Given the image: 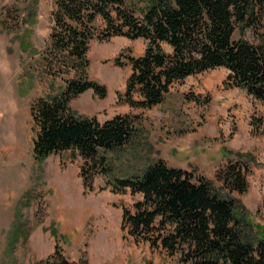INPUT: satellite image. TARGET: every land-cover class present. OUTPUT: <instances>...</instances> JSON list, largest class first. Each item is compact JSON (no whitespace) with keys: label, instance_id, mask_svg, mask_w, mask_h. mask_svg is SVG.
I'll return each mask as SVG.
<instances>
[{"label":"rangeland","instance_id":"1","mask_svg":"<svg viewBox=\"0 0 264 264\" xmlns=\"http://www.w3.org/2000/svg\"><path fill=\"white\" fill-rule=\"evenodd\" d=\"M138 6L144 4L136 1L132 8ZM55 10L54 0H0V264H56L61 258L70 264H182L178 254L137 242L122 230L123 209L132 208L141 195L112 191L104 175L95 178L93 191L84 189V161L71 150L36 159L32 103L55 94L68 77L51 76L42 65ZM97 31L87 72L108 89L107 96L89 90L70 106L101 123L132 117L136 134L125 147L106 154L112 173L140 174L163 159L220 189V169L242 159L249 164V187L233 195L251 226H245V237L264 235L262 102L227 84L230 71L223 67L175 84L166 101L152 109H135L120 98L132 74L126 57L142 55L147 41L104 40ZM244 38L260 43L253 30Z\"/></svg>","mask_w":264,"mask_h":264},{"label":"trees","instance_id":"2","mask_svg":"<svg viewBox=\"0 0 264 264\" xmlns=\"http://www.w3.org/2000/svg\"><path fill=\"white\" fill-rule=\"evenodd\" d=\"M136 1L144 6L132 8ZM54 2V25L42 65L51 76L68 77L55 94L32 103L36 159L71 150L84 161V189L93 191L95 178L104 175L112 191L141 195L132 208L123 209L122 230L137 242L178 254L182 264H264V235L245 237L251 226L233 195L248 190L247 162L229 160L217 174L220 189L204 176L169 167L163 159L140 174L119 177L106 154L125 147L136 134L132 117L101 123L79 116L70 106L89 90L107 96L108 89L87 72L89 44L97 29L104 40L125 36L147 41L142 55L126 57L132 74L120 98L135 109H152L166 101L175 84L223 67L230 71L227 84L264 105V0ZM251 30L260 43L244 38ZM56 264L70 263L61 258Z\"/></svg>","mask_w":264,"mask_h":264},{"label":"bare ground","instance_id":"3","mask_svg":"<svg viewBox=\"0 0 264 264\" xmlns=\"http://www.w3.org/2000/svg\"><path fill=\"white\" fill-rule=\"evenodd\" d=\"M72 191V190H71ZM70 192V191H69ZM73 192V191H72ZM71 196V195H70ZM70 200H72L73 203L76 205H80V199L78 198H73L72 196L70 197Z\"/></svg>","mask_w":264,"mask_h":264}]
</instances>
